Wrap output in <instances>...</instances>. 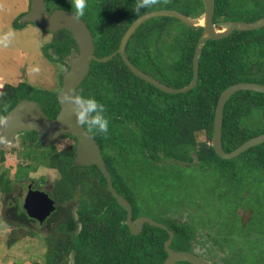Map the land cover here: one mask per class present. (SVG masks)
<instances>
[{"label":"trees","instance_id":"trees-1","mask_svg":"<svg viewBox=\"0 0 264 264\" xmlns=\"http://www.w3.org/2000/svg\"><path fill=\"white\" fill-rule=\"evenodd\" d=\"M47 1L55 7L52 0ZM167 1L171 8H177L187 16L204 10L202 0ZM231 2L215 0V24L222 21V16H227ZM137 3L138 0L86 1L81 16L91 29L97 56L116 51L129 25L148 12V8L135 11ZM261 17L256 16L255 20ZM177 21L180 23L179 33L167 44L169 53L164 52L160 50V43L164 42L166 35L172 36L170 27ZM14 26H23L19 18ZM202 33V27H191L172 16H157L137 27L125 52L138 68L147 65L153 72L172 76L174 84L169 86L184 87L192 80L193 55ZM55 34L54 40L43 47L48 59L65 60L74 51H79L70 30L64 28ZM152 47L158 52L154 53ZM48 48L56 54L49 52ZM166 62H170L169 66ZM240 81L264 83V27L234 30L221 39L205 41L199 55L197 84L189 91L176 94L165 92L135 75L120 54L106 62L92 60L78 93L94 96L105 105L109 118L108 133L101 135L95 130L88 131L103 153L115 188L131 202L133 218L139 216L134 191L123 181L125 175L121 166L134 159L137 164L143 162L140 164L143 170L149 169L151 163L158 167L154 161L163 159L191 163L194 161L193 151L202 164L225 162L227 159L218 156L211 145L215 109L221 92ZM31 92L35 91L26 82L4 84L0 94V118H4L21 99L33 100ZM37 92L35 101L49 118H54L60 109L57 91H46L42 95L39 90ZM202 131L207 140L198 141L196 134ZM262 132L264 93L240 90L230 95L223 114L225 151L234 150ZM35 139L43 146L35 131L26 132L23 142L28 140L32 145ZM33 152L31 150L29 154L33 155ZM246 153H251L252 164L264 172V142L240 156ZM45 156L50 158L45 165L58 168L62 174L54 189L57 201L72 199L79 190L81 200L75 214L70 213L60 227L45 235L49 243L45 263L35 261L30 264H68L69 259L72 264H163L167 257L164 242L169 237L168 231L145 223L139 234H132L126 224L127 211L108 190L106 178L97 165H74V144L63 151L50 150ZM27 169L21 167L19 173L22 175V170ZM10 188V184L6 185L7 190ZM18 216L20 222L15 224L30 226L32 230L33 225L21 222L25 213ZM168 227L175 233L172 247L191 246L194 232L189 225L175 219L170 220ZM176 264L192 263L178 261Z\"/></svg>","mask_w":264,"mask_h":264},{"label":"rangeland","instance_id":"rangeland-1","mask_svg":"<svg viewBox=\"0 0 264 264\" xmlns=\"http://www.w3.org/2000/svg\"><path fill=\"white\" fill-rule=\"evenodd\" d=\"M52 2L55 8L76 12L73 0ZM168 2L156 0L147 11L171 8ZM231 4L227 16H222V21L216 24L217 28H223L221 24L227 20L253 21L256 16H264V0L259 3L256 0H232ZM30 7L31 0H0V94L4 84L26 82L33 87L35 92L30 95L35 100L38 90L41 95L46 91L60 90L63 74L70 67V59L78 51L65 60L58 61L57 57L48 59L43 47L53 41L56 34L33 22H21V17ZM47 10L54 11V8L50 6ZM202 15L204 10L190 16L195 27L200 25ZM16 18L23 24L21 28L13 25ZM179 25L178 21L172 24V36H165L164 42L160 43V50L169 53L167 44L179 33ZM6 33H11L7 44L3 42ZM152 49L154 53L158 52V49ZM48 51L56 54L52 49ZM169 63L166 62L167 66ZM34 66L39 68L38 72L31 70ZM139 68L163 84H174L170 78L172 76L153 72L147 65ZM23 137L16 136L14 141L0 146V264L45 263L49 249L45 235L60 227L70 213L75 214L81 200L79 190V194L72 199L58 202L60 210L53 214V221L33 225L32 230L30 226L5 220L10 213L4 199L6 185L14 182L15 189L12 192L16 194L23 188L25 178L41 177L52 183L50 189L53 186L55 189L56 182L62 176L57 169L45 165L50 160L48 156L35 158L37 162L28 158L27 153L34 147H47L44 144L40 146L36 139L28 146V140L23 142ZM196 137L198 141L207 140L204 131L197 132ZM71 141V138H57L55 147H65ZM250 154L209 165L200 163L193 151L194 161L191 163L163 159L154 161L158 167L150 162L149 169L143 170L140 165L143 162L137 164L134 159L123 164L121 171L125 175L123 181L134 191L138 217H150L166 225L176 219L192 228L194 238L191 246L174 245V249L194 252L210 264H264V172L252 164L250 159L253 157ZM21 167H28L26 171L22 170V175L19 173ZM68 264H72L71 259Z\"/></svg>","mask_w":264,"mask_h":264},{"label":"water","instance_id":"water-1","mask_svg":"<svg viewBox=\"0 0 264 264\" xmlns=\"http://www.w3.org/2000/svg\"><path fill=\"white\" fill-rule=\"evenodd\" d=\"M204 4L205 25H199L203 28V33L197 42L193 55V77L188 85L184 87H170L161 83L151 75L145 73L135 66L126 55V46L137 27L144 21L157 16H172L181 22L195 27L196 24L190 20V16L183 14L177 9L163 8L148 11L138 16L127 28L121 38L119 47L113 53L99 57L94 53V39L91 29L87 22L72 10L64 8H56L52 13L46 12L44 0H31L30 10L23 14L21 22H33L42 29L57 32L61 29H68L72 33L73 38L78 44V54L70 59V67L62 77V85L57 93V99L60 104L58 114L54 118H49L38 101L32 99H21L9 112L2 118L0 126V146L14 141L19 132L36 131L39 140L48 145L53 140L69 133L76 137V161L80 164H95L101 170L106 178L107 188L116 198L118 204L127 211L126 224L132 234H139L145 223L161 227L168 231L169 237L164 242L167 252L163 264H176L178 261H188L192 264H210L198 254L187 250H176L172 247V241L175 233L165 223L159 222L153 218L140 216L133 218V206L131 202L115 188L112 175L109 172L102 151L89 133L85 126L78 125L72 108L67 104H62L60 96L63 90L72 88L77 89L85 80L89 73L91 61L106 62L116 54H120L125 64L131 71L140 78L148 81L157 88L172 94L186 92L195 87L199 76V55L205 41L209 39H221L230 35L234 30H255L264 27V16L253 21H234L227 20L221 25L223 28H217L214 22L215 16V0H202ZM240 90H251L264 93V83L254 81H240L226 87L220 94L214 116L213 134L211 137V145L215 152L223 159H232L250 148L264 142V132L257 134L234 150L225 151L222 143V127L224 105L227 98L233 93ZM24 208L27 213L44 221L56 208L55 201L49 194L42 190H31L26 196ZM38 211L39 213H35Z\"/></svg>","mask_w":264,"mask_h":264},{"label":"flooded vegetation","instance_id":"flooded-vegetation-1","mask_svg":"<svg viewBox=\"0 0 264 264\" xmlns=\"http://www.w3.org/2000/svg\"><path fill=\"white\" fill-rule=\"evenodd\" d=\"M45 1V5H46V12L48 13V14H50V13H52L53 11H48L47 10V8L48 7H50V6H52V5H50L49 4V2L47 1V0H44ZM54 8V10L56 9L55 7H53ZM21 17V16H20ZM19 17V18H20ZM18 18H16L15 20H17ZM15 23V22H14ZM14 23H13V25H14ZM45 30V29H44ZM60 31V30H59ZM58 32V31H57ZM50 33H53V34H55L56 32H52V31H50ZM78 45V44H77ZM52 49V48H51ZM92 62V61H91ZM83 83V82H82ZM81 83V84H82ZM80 84V85H81ZM80 87V86H79ZM78 87V88H79ZM77 88V89H78ZM77 89H76V91H77ZM58 93V92H57ZM26 132H32V131H22V132H19V134H18V136H21V138L25 135V133ZM36 132V131H35ZM37 133V132H36ZM38 135V134H37ZM64 137H66V138H71L72 139V141L68 144V145H66L65 147H62V148H56L55 147V140H53L50 144H48V145H46L45 147H47V148H41V147H39V148H35L34 147V152H35V154H37V155H35L34 154V152H33V155L32 154H29V152L27 153V157L28 158H32V159H34L35 160V158H37V157H41V156H45L47 153H49L50 152V150H55V151H63V150H65L66 148H68L70 145H75V156H74V159H73V164L74 165H77V164H80V163H78L77 161H76V155H77V151H76V144H77V139H76V137H72V136H67V134H64L62 137H60V138H64ZM75 138V139H74ZM22 142V141H21ZM29 145L28 146H30L31 144L29 143V142H27ZM49 146V147H48ZM48 148H50V150H47ZM32 150V151H33ZM49 151V152H48ZM42 152V153H41ZM43 152H45L44 154H43ZM103 154V153H102ZM32 159L30 160V161H27V163L28 162H31L32 161ZM36 161V160H35ZM37 162V161H36ZM27 163H25V164H27ZM80 165H82V164H80ZM83 165H85V164H83ZM90 165H92V164H90ZM48 167H50V168H54V169H57V171L60 173L61 171L58 169V168H56V167H51V166H48ZM16 178L18 179V178H20V177H17V174H16ZM19 180V179H18ZM25 180V183H24V185H23V188L22 189H20V191L19 192H17L16 194H13V190L15 189V185H14V182H11V185H12V188L10 189V190H7L6 189V191L4 192L5 193V197H4V199H5V205H6V209H7V211L8 212H10L6 217H5V220L7 221V222H9V223H12V224H15V223H19L20 222V217L18 216V214L19 213H22V212H24L25 213V219L24 220H22L21 222H23V223H26V224H28V225H36V224H40V225H44V224H47V223H49V222H52L53 221V214L54 213H56L57 211H59L60 210V205H59V203H58V201H57V198H56V196L54 195V186L52 187V189H50L51 188V186H52V183H50V182H47V180H45V179H43V178H35V177H27V178H25L24 179ZM24 180L21 178V181L22 182H24ZM51 184V185H50ZM49 185H50V187H49ZM31 190H42V191H45V192H47L48 194H49V196L51 197V198H53L54 199V201H55V205H56V208H55V210L53 211V212H51V214L44 220V221H40L38 218H36V217H32V216H30L28 213H27V210L24 208V203H25V199H26V196L28 195V193L31 191ZM12 193V194H11ZM4 203V202H3ZM35 213L37 214V213H39L38 211H35Z\"/></svg>","mask_w":264,"mask_h":264},{"label":"clouds","instance_id":"clouds-1","mask_svg":"<svg viewBox=\"0 0 264 264\" xmlns=\"http://www.w3.org/2000/svg\"><path fill=\"white\" fill-rule=\"evenodd\" d=\"M156 0H138L135 11L146 9L153 5ZM76 9L75 15H83L86 6V0H73ZM11 33H6L3 42L7 44ZM63 68V66H60ZM38 72L39 68L34 66L31 69ZM62 104H67L72 108L75 120L78 125L87 127V130H95L96 133L106 135L109 131V118L106 115L105 105L94 96H85L79 94L75 89L69 88L63 90L60 96Z\"/></svg>","mask_w":264,"mask_h":264},{"label":"bare ground","instance_id":"bare-ground-1","mask_svg":"<svg viewBox=\"0 0 264 264\" xmlns=\"http://www.w3.org/2000/svg\"><path fill=\"white\" fill-rule=\"evenodd\" d=\"M202 17V21H200V25H205V19H204V15L201 16Z\"/></svg>","mask_w":264,"mask_h":264}]
</instances>
